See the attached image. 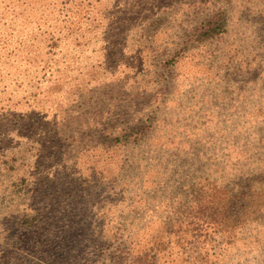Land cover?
I'll return each instance as SVG.
<instances>
[{"label":"trees","instance_id":"trees-1","mask_svg":"<svg viewBox=\"0 0 264 264\" xmlns=\"http://www.w3.org/2000/svg\"><path fill=\"white\" fill-rule=\"evenodd\" d=\"M225 2L232 6V0ZM207 10L211 14H204L193 25L194 42L199 46L218 42L229 30L235 31L228 7L213 2ZM178 12L175 0H0V117H3L0 138H4L3 133L19 129L16 83L21 71L45 64L49 54L61 53L68 42V52L81 53V46L93 45L98 34L104 33H113L122 45L128 43L131 34L136 38L134 49L140 51L136 54L142 55L155 48L162 28L174 27L168 20H176ZM221 48L218 50L222 53ZM260 49L264 48L260 46ZM62 55H59L61 67L69 72L71 68L67 69L64 62L73 64L79 55L71 61ZM149 59L140 65L147 69ZM176 59L177 55L162 66L172 69ZM22 97L28 106L37 102L33 101L34 94L25 93ZM44 105L39 106L40 116L49 109L44 110ZM94 108L97 107L77 104L79 118L61 124V134L73 132V137L80 131L96 132L94 126H105L109 111ZM257 108L264 112V103H258ZM22 119L26 135L21 137L28 140L29 130L25 128H31L34 121L23 114ZM100 120L103 123H98ZM232 123L228 121L232 133H236V123ZM245 125L248 127L242 130L252 137L249 140L244 137L243 142H247L242 147L210 152L208 159L202 158L205 156L202 152L198 155L192 151L193 163H209L201 166L203 170L192 169V174L180 169L161 170L157 166L161 155L150 147L141 158L135 149L131 155L132 167L122 162L115 172L105 164L107 169L101 172L103 179L109 171L116 177L129 170L126 185L140 193L139 197L131 196L130 201L135 200L125 206L129 209L126 214L120 210V198H109L105 193L99 194L97 200L102 212L83 219L85 228L79 226V215L61 211L47 217L48 213L43 216L41 211L32 212L28 208L30 213L16 224L19 227L16 242L20 249H25L19 264H264V117L253 122L246 120ZM148 129L130 132L128 137L145 149L146 143L155 139ZM121 142L118 136H101L103 145L119 146ZM6 144L5 138L2 142L0 139V145H4L0 149V165L14 174L18 172V153L24 145ZM33 171L27 168L18 180L6 185V195L11 194L9 202L19 204L36 192L43 197L40 191L43 186L36 184ZM121 187L116 188L114 195L119 194ZM73 193L67 191L63 196L72 202L70 206ZM146 194L149 196L145 197ZM1 197L6 198L3 194ZM123 201L126 203L127 199ZM107 204L108 209L113 205V212L103 211ZM144 206L148 212L143 210ZM11 237L10 242L16 236Z\"/></svg>","mask_w":264,"mask_h":264},{"label":"rangeland","instance_id":"rangeland-1","mask_svg":"<svg viewBox=\"0 0 264 264\" xmlns=\"http://www.w3.org/2000/svg\"><path fill=\"white\" fill-rule=\"evenodd\" d=\"M213 2L229 8L235 31L227 30V35L218 42L199 46L194 42L193 25L204 14H211L207 7ZM175 3L179 11L177 19L168 20L174 27L162 28L155 48L142 55L136 54L140 51L134 49L136 38L131 34L128 43L122 45L113 33H104L98 34L93 45L81 46V53L68 52V42L61 53L46 56L47 67L41 63L21 71L16 83L19 129L3 133L6 146L17 143L24 146L18 153V172H6L0 165V264H19L25 249H20L16 242L19 240L16 224L30 213L28 208L32 212L41 211L43 216L48 213L47 217L61 211L79 215V226L85 228L86 217L102 212L97 200L99 194L105 193L109 198L119 197L120 210L126 214L129 209L125 206L135 200L130 201L131 196H140L131 185H126L131 172L114 177L109 171L106 179L101 172L107 168L118 172L116 169L122 162L132 167L135 149L140 158L148 147L158 150L161 156L157 158V166L161 170L180 169L192 174L195 168L201 170L204 163L209 164L193 163L192 151L198 155L202 152L205 155L202 158L208 159L210 152L242 147L247 142H243L244 137L251 139L242 130L248 127L245 121L264 117V112L255 110L258 103H264V49H260L264 48V0H232L231 7L225 0H175ZM171 46L174 49L169 51ZM220 46L222 53L218 50ZM62 53V58L70 61L79 55L73 64L64 62L67 69L71 68L69 72L61 67ZM176 55L178 59L172 69L162 66ZM147 58L150 67L146 69L140 62ZM25 93L34 94L33 101L37 102L28 106L25 98L21 99ZM45 101L48 103L44 105ZM77 104L96 106V111L107 109V124L94 126L96 132L87 134L81 131L73 137V132L61 134V124L79 118ZM41 105L46 106L44 110L49 109L40 116ZM118 107L120 111L115 113ZM22 114L34 121L31 128H25L29 130L28 140L21 137L26 135ZM229 120L236 123V133H232ZM147 129L155 136L154 142L146 143L145 149L139 148L128 136L130 132ZM105 135L118 136L122 142L119 146L103 145L101 136ZM4 138H0L1 142ZM27 168L34 169V180L43 186L40 190L43 197L31 193L21 203L13 204L9 202L11 194L6 195V185L18 180ZM120 187L119 194L114 195ZM67 191H74L71 206L72 202L63 198ZM114 209L113 205L108 209L107 204L103 211ZM143 210L148 212L145 206ZM12 235L16 237L10 242Z\"/></svg>","mask_w":264,"mask_h":264}]
</instances>
